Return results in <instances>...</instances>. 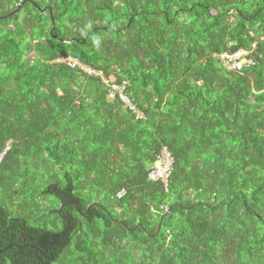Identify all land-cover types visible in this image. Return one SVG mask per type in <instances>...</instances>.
Wrapping results in <instances>:
<instances>
[{"label":"trees","instance_id":"16d2710c","mask_svg":"<svg viewBox=\"0 0 264 264\" xmlns=\"http://www.w3.org/2000/svg\"><path fill=\"white\" fill-rule=\"evenodd\" d=\"M12 244L0 264H264V0H0Z\"/></svg>","mask_w":264,"mask_h":264},{"label":"built area","instance_id":"2783aa9c","mask_svg":"<svg viewBox=\"0 0 264 264\" xmlns=\"http://www.w3.org/2000/svg\"><path fill=\"white\" fill-rule=\"evenodd\" d=\"M20 3H23L26 0H19ZM246 56L245 52L239 51L235 54H224L222 56V59L225 63V65L229 69H236V70H242L245 65L246 61L244 60ZM62 62L67 63L71 67L75 68H81L85 72L95 75V76H101L107 85H110L113 89L112 93L114 91H118L120 93L121 99L125 102V104L134 112H137L140 114L139 110L136 108L135 104L130 100L125 93L127 82H124L122 85L112 84L109 79L105 76V74L101 71H96L92 69L91 67H88L84 64H82L77 58L68 56L62 59ZM175 165V158L173 157L172 153L168 148H165L157 157L156 162L151 166L149 178L154 182H161L168 184L169 180L171 178V175L174 170Z\"/></svg>","mask_w":264,"mask_h":264},{"label":"water","instance_id":"95a60500","mask_svg":"<svg viewBox=\"0 0 264 264\" xmlns=\"http://www.w3.org/2000/svg\"><path fill=\"white\" fill-rule=\"evenodd\" d=\"M23 5H24V4H21V5H20V6L14 11V12H12V13L10 14V16H14V15H16L17 13H19V12L22 10ZM13 247L23 248V247H28V245L12 244V245H9L8 247H6L4 250L0 251V254H2V253H4V252L8 251L9 249H11V248H13Z\"/></svg>","mask_w":264,"mask_h":264}]
</instances>
